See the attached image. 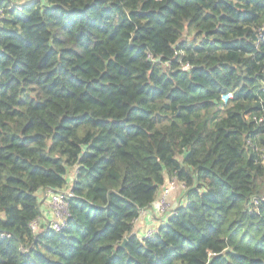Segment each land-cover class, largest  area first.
Returning a JSON list of instances; mask_svg holds the SVG:
<instances>
[{
	"label": "trees",
	"instance_id": "obj_1",
	"mask_svg": "<svg viewBox=\"0 0 264 264\" xmlns=\"http://www.w3.org/2000/svg\"><path fill=\"white\" fill-rule=\"evenodd\" d=\"M23 2L0 0V264H264V0ZM167 178L186 201L141 241ZM68 186L67 226L32 233Z\"/></svg>",
	"mask_w": 264,
	"mask_h": 264
},
{
	"label": "built area",
	"instance_id": "obj_2",
	"mask_svg": "<svg viewBox=\"0 0 264 264\" xmlns=\"http://www.w3.org/2000/svg\"><path fill=\"white\" fill-rule=\"evenodd\" d=\"M259 38H264V28L261 29ZM260 40V39H259ZM184 69H188V66H184ZM232 96L230 94L222 97V101L225 103ZM68 185H71L70 178L68 177ZM178 185L181 191L186 190V187L183 183L178 182L175 178H171L170 181H167L160 188L157 198L151 205L152 211L155 215H169L173 209H175L179 204H175L174 201L170 204V201L167 199V196L175 189V186ZM48 199L49 214L51 216L44 219L42 216L40 218L33 220L29 228L32 233H37L40 229H47L52 232H59L67 226V218L69 216V198L72 197L70 186L64 190L52 191L48 190L44 192ZM264 200V198H262ZM257 200H255L256 202ZM175 204V205H174ZM156 233V229L148 230L142 238H139L141 241L149 240L153 238V235Z\"/></svg>",
	"mask_w": 264,
	"mask_h": 264
},
{
	"label": "crops",
	"instance_id": "obj_3",
	"mask_svg": "<svg viewBox=\"0 0 264 264\" xmlns=\"http://www.w3.org/2000/svg\"><path fill=\"white\" fill-rule=\"evenodd\" d=\"M73 176H74L73 172L71 171L68 175V177L70 178V182L73 181ZM178 192L182 194H180V197L174 199L173 201L175 204H179V205L184 204L185 201L183 200V198H185V192L184 191L181 192L180 189L179 191L174 193V195L171 196V199L175 198ZM37 195H38V201L40 203L41 216L44 219H46L49 216L47 196L45 195L44 192H38ZM166 216L167 215L164 216L155 215L151 207L148 208V210H144L140 214L139 218L133 223V234H135L139 238H142L148 230L153 228L157 229L159 226H161Z\"/></svg>",
	"mask_w": 264,
	"mask_h": 264
},
{
	"label": "rangeland",
	"instance_id": "obj_4",
	"mask_svg": "<svg viewBox=\"0 0 264 264\" xmlns=\"http://www.w3.org/2000/svg\"><path fill=\"white\" fill-rule=\"evenodd\" d=\"M17 1H18L19 5H20L21 7L24 5V4H23V3H24V2H23L24 0H17ZM29 1H31V0H29ZM16 3H17V2H16ZM167 181H170V178H167V179H166V182H167ZM179 189H180V188L178 187V185H176V186H175V189L172 190L171 193L167 196V199L170 201V204H172L173 200H174V199H177L178 197H180V194H182V193H179V192H178L179 194L177 193L176 197L173 198V199H171V196L174 195V193H176L177 191H179ZM180 191H181V190H180ZM181 192H182V191H181ZM41 197H42V196H41ZM183 200L186 201L185 198H183ZM50 216H51V214H49V217H50Z\"/></svg>",
	"mask_w": 264,
	"mask_h": 264
}]
</instances>
